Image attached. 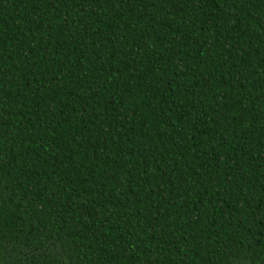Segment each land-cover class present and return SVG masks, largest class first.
I'll return each mask as SVG.
<instances>
[{
	"label": "trees",
	"instance_id": "obj_1",
	"mask_svg": "<svg viewBox=\"0 0 264 264\" xmlns=\"http://www.w3.org/2000/svg\"><path fill=\"white\" fill-rule=\"evenodd\" d=\"M0 264H264V0H0Z\"/></svg>",
	"mask_w": 264,
	"mask_h": 264
}]
</instances>
